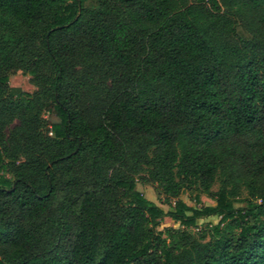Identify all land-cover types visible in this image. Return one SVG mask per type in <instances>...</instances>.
Returning <instances> with one entry per match:
<instances>
[{
    "label": "trees",
    "instance_id": "obj_1",
    "mask_svg": "<svg viewBox=\"0 0 264 264\" xmlns=\"http://www.w3.org/2000/svg\"><path fill=\"white\" fill-rule=\"evenodd\" d=\"M0 264H264V0H0Z\"/></svg>",
    "mask_w": 264,
    "mask_h": 264
},
{
    "label": "rangeland",
    "instance_id": "obj_2",
    "mask_svg": "<svg viewBox=\"0 0 264 264\" xmlns=\"http://www.w3.org/2000/svg\"><path fill=\"white\" fill-rule=\"evenodd\" d=\"M237 30L240 35L246 36L247 33L243 31L240 27H237ZM8 84L11 87H16L20 88L21 90L32 92L35 90V86L30 82V77L27 74L22 73L21 70H13L9 72V80ZM218 187V183L215 182L214 185L212 186V191H215ZM136 189L140 191L145 197L148 199L156 202L157 204H160L161 206L168 208V206L164 203L163 196L160 195L156 188L150 184V183H141L138 182L136 184ZM196 193V191L189 192L185 191L180 195V198L185 201L189 205H193V196ZM245 193L243 192L240 195V198H244ZM199 199H200V204L201 205H213L215 202L214 200L209 197L207 194L199 192ZM244 201H239L236 203V206H241L243 205ZM217 216H208L204 218H200L197 220V227L193 228L194 232H198L199 230H202L204 228H208L209 226L215 224L218 221ZM162 227L165 226H172V227H179L178 223L174 222L170 218H164L161 224Z\"/></svg>",
    "mask_w": 264,
    "mask_h": 264
}]
</instances>
